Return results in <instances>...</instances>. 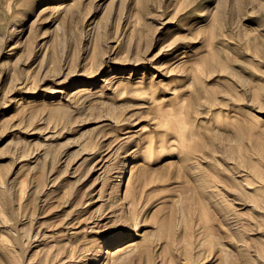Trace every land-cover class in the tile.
<instances>
[{
    "label": "rangeland",
    "instance_id": "374dc122",
    "mask_svg": "<svg viewBox=\"0 0 264 264\" xmlns=\"http://www.w3.org/2000/svg\"><path fill=\"white\" fill-rule=\"evenodd\" d=\"M0 264H264V0H0Z\"/></svg>",
    "mask_w": 264,
    "mask_h": 264
}]
</instances>
